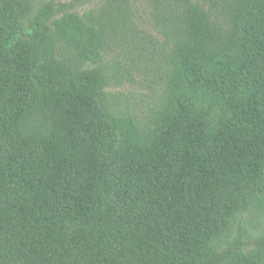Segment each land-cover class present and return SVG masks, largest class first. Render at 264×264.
Instances as JSON below:
<instances>
[{
  "label": "trees",
  "instance_id": "1",
  "mask_svg": "<svg viewBox=\"0 0 264 264\" xmlns=\"http://www.w3.org/2000/svg\"><path fill=\"white\" fill-rule=\"evenodd\" d=\"M158 1L175 66L141 135L102 72L52 55L49 6L0 0V264H264V0Z\"/></svg>",
  "mask_w": 264,
  "mask_h": 264
},
{
  "label": "rangeland",
  "instance_id": "2",
  "mask_svg": "<svg viewBox=\"0 0 264 264\" xmlns=\"http://www.w3.org/2000/svg\"><path fill=\"white\" fill-rule=\"evenodd\" d=\"M44 6L51 8L45 38L52 55L73 69L102 72L110 109L131 122L141 135L147 134L167 105L175 66V55H168L171 47L166 32L173 23L168 10L158 0H28L26 19ZM66 15L75 16L92 33L97 60L88 62L63 34L60 21ZM261 214L256 212L255 222L247 228L243 225L248 218L236 221L229 239L231 248L239 246L245 229L246 234L258 232ZM244 239L248 250L254 240L252 235ZM220 246L227 247L219 245L218 251H222Z\"/></svg>",
  "mask_w": 264,
  "mask_h": 264
}]
</instances>
